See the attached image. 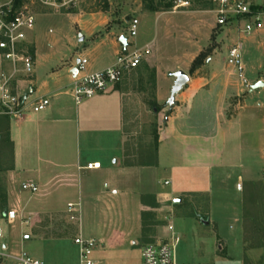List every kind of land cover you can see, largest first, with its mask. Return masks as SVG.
<instances>
[{"label": "crops", "instance_id": "1", "mask_svg": "<svg viewBox=\"0 0 264 264\" xmlns=\"http://www.w3.org/2000/svg\"><path fill=\"white\" fill-rule=\"evenodd\" d=\"M188 5L184 0H176L170 11L137 6L130 19H136L139 26L141 17L152 25L153 35L141 38L137 30L133 39L124 37L129 18L124 19L122 33L104 14H65L77 31L78 43H84L81 49L74 44L75 39L66 41L50 29L48 16L40 15L43 19L36 21L28 35L33 74L20 87L26 88V93L33 97L31 100L47 98L49 104L41 112L9 119L13 170L0 173L7 203V215H0V233L7 255L2 264H16L13 257L20 254L42 264H79L74 239H84L81 223L87 210L93 213L100 210V215L108 217L109 224L115 227L112 234L100 236L101 248L96 245L94 263L129 264L128 254L138 240L147 200L153 203L154 198L156 204H162L175 202L177 197L187 194L207 195L211 202L214 178L221 184L234 178L241 193L244 187H252L260 180L255 175L256 167L263 170L264 178V147L250 146L245 132L254 131L244 123V114L237 112L240 108L228 111L229 99L239 93L242 85L226 65V57L223 66L212 53L203 67L206 73L188 78L186 86L175 95L172 108L157 113L152 127L157 132L155 154L145 162L129 161L133 141L129 132H140L142 124L137 126L133 121L136 111L126 91L114 86L80 105H75L69 95L79 59L86 60L89 74L113 66L121 53L141 50L148 52L144 56L150 55L157 75L167 72L174 77L179 71L184 73L208 41L201 43L200 38L195 41L192 25L195 31L206 30L209 40L216 26V21L204 20V13L193 12ZM41 12L37 11L36 16ZM207 14L213 15V10ZM44 25L49 27L47 32ZM121 38L126 40V47L120 44ZM260 64L255 71L262 67ZM2 68L0 63V71ZM261 82L264 83L263 78ZM167 95L157 87L156 104L169 98L170 94ZM3 129L4 124L0 132H5ZM259 132H264V127ZM95 163L100 165L99 169H85ZM162 170L171 177L176 172L183 176L190 174L196 181L203 175L208 185L195 192H163L158 190L154 177ZM27 183L36 186L37 191L22 190ZM163 184L170 183L164 180ZM69 204L75 205L74 213H68ZM71 217L74 219L70 220ZM5 226L9 228L8 235L3 231ZM16 230L26 243L39 241L42 251L30 255L17 251L11 240ZM164 231L169 238L170 234ZM70 234L71 247L77 248L75 258L62 246L48 256L47 251Z\"/></svg>", "mask_w": 264, "mask_h": 264}, {"label": "rangeland", "instance_id": "2", "mask_svg": "<svg viewBox=\"0 0 264 264\" xmlns=\"http://www.w3.org/2000/svg\"><path fill=\"white\" fill-rule=\"evenodd\" d=\"M184 1L189 3L187 7L189 10L204 13V20L209 21L210 19V23L216 21L214 14H207L208 11L215 8L212 0ZM174 2L176 0H79L76 6L63 13L41 12L36 16L35 24L36 21L39 22L43 19L40 15L48 16L47 23L50 29L55 30L66 41L75 39L74 44L81 49L84 43H78L77 31H75L70 18L65 14L101 13L108 16L110 22L124 33V19L132 18L134 16L132 12L137 6L142 5L143 9L154 8L158 11H170ZM245 2L250 5V8L254 6L264 8V0H245ZM261 12L263 14L261 29L248 36L241 33L237 24L228 23L225 27L215 26L209 40L206 30L195 31L192 25L191 35L196 36L195 41H198V38L203 41L201 43L208 41L184 72L190 79L206 73L203 67L212 53L224 66L226 51L233 45H239L244 68L243 74L249 87L246 89L242 85L239 93L229 99L228 111L231 113L236 107L240 108L237 112L241 111L244 114V123L254 131L245 133H248L250 146L255 149L264 147V132H259L264 127V85L256 88L258 83H263L261 82L262 78L264 80V10ZM135 16L139 17L138 14ZM139 18L138 35L141 38L152 36V25L145 23L141 17ZM49 27L44 25L45 32ZM218 36H221L219 40ZM70 50L74 51L72 48ZM149 57L150 55L143 56L139 66L125 74L122 80L116 84V88L123 89L133 99L134 112L136 111L133 118L134 123L137 126L142 124L140 132H129L133 140L129 147L132 157L129 161L141 160L145 162L154 157L157 132H154L152 127L157 120V113L161 109H170L168 97L161 101L160 105L156 104L157 87L169 95L176 80L173 73L163 72L157 75ZM197 57V61L194 62ZM259 64L262 67L255 71ZM255 82L258 83L255 84ZM32 98L29 96L28 101ZM164 116L160 118L161 123L164 121ZM5 152H8V148H5L4 145L0 146V156ZM254 161L257 165L258 159L255 158ZM262 173L263 170L256 167L255 175L260 180L252 187L250 185H247L246 189L244 187L242 193L237 189L234 178L224 184L214 178L211 202L207 195L187 194L177 197L175 202L171 200L162 202V204L155 203L156 205L147 200L148 208L142 213V228L138 240L128 254L129 264H142V247L155 241L164 240L166 238L164 230L167 225H172L173 234L179 238L174 253L176 261L180 264H264V178ZM154 177L158 182V185L156 184L158 190L168 193L195 192L204 190L208 185L203 175L201 180L196 181L195 176H190V174L185 173L183 176L176 172L171 177L167 171L162 170L157 171ZM164 180L169 181L170 184L164 186ZM3 185L4 178L0 175V187L2 188ZM99 211L93 213L94 211L87 210L81 223V235L85 240H94L97 248H101L100 236L112 234L115 228L109 224L108 217L100 215ZM18 229L20 230L22 227L18 225ZM3 231L8 235L9 228L5 226ZM11 237L19 252L23 251L30 255V252L38 254L42 251L39 241L26 243L18 230L13 232ZM71 244H73V235L64 236L61 243L55 244L47 251L48 256L49 252L50 255H53L59 251L57 246H62L65 252L71 253L69 255L75 258L77 248H72ZM94 252L93 257H95Z\"/></svg>", "mask_w": 264, "mask_h": 264}, {"label": "built area", "instance_id": "3", "mask_svg": "<svg viewBox=\"0 0 264 264\" xmlns=\"http://www.w3.org/2000/svg\"><path fill=\"white\" fill-rule=\"evenodd\" d=\"M0 0V63L4 68L0 71V117L17 119L30 113L45 110L49 104L47 98H37L28 101L26 88L20 87L26 83L34 69V59L28 41V35L33 31L37 11L63 13L76 6L79 0ZM215 8L216 26L225 27L228 23L237 24L245 36L261 29L262 12H253L245 0H212ZM186 5V4H183ZM181 5V6H183ZM126 37L133 39L137 35L138 21L129 19L126 22ZM244 26V27H243ZM147 51L134 50L117 56L113 66L104 70L86 73V60L79 59L75 64L76 76L70 87L69 95L75 105L106 93L118 84L125 74L135 70ZM226 65L230 67L238 81L246 89V81L242 65V55L239 45H233L227 50ZM98 163L89 164L86 170H97ZM167 185V183H165ZM22 190L35 193L37 187L27 183ZM75 205H68V213H74ZM71 217L70 220H73ZM169 238L146 244L142 248V264H180L176 261L174 249L179 238L173 234L172 225L165 227ZM78 248L79 264H95L93 252L96 243L80 237L74 239ZM7 258L5 245L0 233V264ZM16 264H42L25 254L13 257Z\"/></svg>", "mask_w": 264, "mask_h": 264}, {"label": "trees", "instance_id": "4", "mask_svg": "<svg viewBox=\"0 0 264 264\" xmlns=\"http://www.w3.org/2000/svg\"><path fill=\"white\" fill-rule=\"evenodd\" d=\"M19 2V0L17 1ZM253 12H261L264 10V8H260L258 6H254L251 8ZM198 57L194 60L196 62ZM156 109V108H153ZM4 124V129L3 131L5 132H0L4 133L3 135H0V146L4 145L5 148H8V152L3 153L0 156V173H6L7 171L13 170V150H12V143L9 138V133L7 131L8 129V124H9V118L3 117L2 121L0 122V126ZM155 199L153 198V203L155 204ZM6 195L4 190L0 187V215H7V207H6ZM156 207V206H154Z\"/></svg>", "mask_w": 264, "mask_h": 264}, {"label": "water", "instance_id": "5", "mask_svg": "<svg viewBox=\"0 0 264 264\" xmlns=\"http://www.w3.org/2000/svg\"><path fill=\"white\" fill-rule=\"evenodd\" d=\"M120 44L123 47H126V40L124 38H121L120 40ZM174 78L175 83L173 88L170 91V96H169V100H168V106L171 108L174 104V97L176 94H178V92H180V90L183 88V86L188 82V77L181 71L177 72L174 74ZM263 83H258L256 85V88L262 87Z\"/></svg>", "mask_w": 264, "mask_h": 264}]
</instances>
